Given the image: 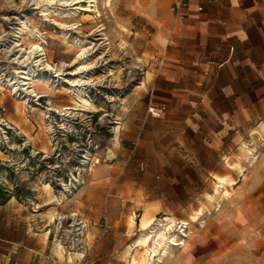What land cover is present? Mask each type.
Here are the masks:
<instances>
[{"label": "crops", "instance_id": "obj_1", "mask_svg": "<svg viewBox=\"0 0 264 264\" xmlns=\"http://www.w3.org/2000/svg\"><path fill=\"white\" fill-rule=\"evenodd\" d=\"M174 2L128 4L131 15L151 26L147 50L157 57L147 87L126 110L122 148L128 155L119 163L120 173L111 179V168L104 164L98 181L102 188H120L124 199L129 191L141 192L155 215H169L185 196L191 199L186 188L194 180H216L214 174L228 167L236 171L223 159L239 151L254 124L264 123V0H188L181 17L171 9ZM153 110L158 114L152 115ZM256 128L261 130L258 125L251 135ZM253 151L246 158L253 156L252 162ZM96 199L83 187L56 204L86 224V238L76 249L82 256L71 261L61 259L56 243L46 236L42 203L31 207L15 195L0 202V264H125L121 252L135 235L114 222L102 233L97 224L104 204ZM50 234L56 240L63 235L52 226Z\"/></svg>", "mask_w": 264, "mask_h": 264}, {"label": "rangeland", "instance_id": "obj_2", "mask_svg": "<svg viewBox=\"0 0 264 264\" xmlns=\"http://www.w3.org/2000/svg\"><path fill=\"white\" fill-rule=\"evenodd\" d=\"M132 1L135 3L136 0H98L101 11L99 17L94 13H91L93 17H82V12L78 11L73 17L50 15L45 19L39 9L34 8L35 4H31L33 0H0V87H5L2 90L5 92V100L0 104V118L6 122H21L19 128L33 137L28 142L13 124H0L6 131L0 135V202L15 195L27 201L31 207L42 203L43 209H54L59 214H65L56 208L55 202L46 204L49 193L44 185L49 184L52 192L62 199L76 195L84 187L91 191L92 196L99 198L96 200L103 202L102 216H106L110 224L114 222L116 227L126 226L127 217L133 213L138 220L144 207L151 206L143 202L141 192L129 191L124 199L120 188H102L98 182L103 178L104 164L111 168V179L120 173L119 163L122 164L128 155L127 149L122 148L128 121L125 118L127 111L124 110L147 87L154 58L157 57L155 52L147 50L151 26L145 24L142 18L129 13L128 4ZM51 6L55 7V4ZM18 14L26 16L28 25L36 27L44 36V49L50 63L53 66L63 63L59 79L55 76L52 82L49 81L55 86V93L50 97H41L39 101H34L36 96L34 99L30 95L25 105L20 104V108L25 110L24 114H20V110L14 107L16 102H21L19 96L13 93L10 86L3 84V79L16 74L13 55L6 48L12 37L11 26L17 24L18 19L14 16ZM6 15L9 20L4 19ZM53 19L78 25L77 28L62 26ZM73 37L90 42L92 68L89 73L95 79L94 83L84 86V91L94 103L105 109L103 112L82 111L72 116H61L53 110L71 104L72 96L64 87L72 80L68 73L73 71V59L77 54V48L71 45ZM134 59L135 63L132 62ZM118 65L121 69L117 74L115 69L119 68ZM38 71L54 75L53 71ZM145 71L150 74L145 85H142L140 81ZM47 107L51 110H45ZM39 112L47 113L43 120L45 124H51L52 129L45 130L41 126L43 124ZM24 115L31 122L24 123ZM62 119L66 121L65 125ZM116 120L121 125L118 133ZM261 121L254 124L241 140V143L244 141L253 147V155L256 157L254 162L248 159L242 161L247 169H244L245 176L225 167L227 170L223 174L229 172L235 178L232 184L233 195L229 199L221 200L219 205L206 199L205 193L211 192L213 179L210 176L202 182L194 180L192 188H186L190 190L191 199L185 196L183 202L177 204L180 207L169 215L177 220L188 221V215L196 208L203 206L204 210L198 221L191 222L188 229L184 226L186 236L183 237L186 240L170 249V261L166 264H264V138L260 133L251 136V129L260 125ZM42 145L47 146V153L38 152ZM108 149L113 150L116 158H107ZM85 154L88 160L84 158ZM227 156H230L231 162L233 154ZM75 167L81 170L82 181L69 190L63 189V182L70 183V179L78 176ZM92 179L97 180L92 182ZM88 184L90 187H87ZM79 196H83V193ZM151 215L161 219L168 214L155 215L151 212ZM68 222L65 220L60 228V224L57 225L55 221L49 224L46 233L53 242L62 241L67 251L69 249L65 245L68 240L64 235L65 230L62 232L61 229L67 228ZM51 226L53 231L57 228L63 233L58 236V240L55 234L49 235ZM133 233L136 236L137 230L130 234ZM163 262L161 264H165Z\"/></svg>", "mask_w": 264, "mask_h": 264}, {"label": "bare ground", "instance_id": "obj_3", "mask_svg": "<svg viewBox=\"0 0 264 264\" xmlns=\"http://www.w3.org/2000/svg\"><path fill=\"white\" fill-rule=\"evenodd\" d=\"M31 4H35L34 8H38L40 15L45 16V19L50 15L57 16L59 18L73 17L78 11L82 12V17H93V14L91 13H94V15L98 17L101 16L98 0H33ZM51 4H55V7L51 6ZM14 17L18 20L16 25L11 26L10 33L12 34V37L10 38L9 45L7 46L6 50L11 52L13 55L12 59L16 63L13 68L16 74L9 76L7 79H3V81L4 84L10 86L13 90V93H15L21 99V102H16L14 107L17 111L20 110V114H24L25 110L24 108H20V104L25 105L30 95L34 97L36 96V100H38L44 96L50 97L51 94L55 93V91H53L55 90V86L50 84L49 81L52 82L53 77L55 76H57V79H59V76L62 75L61 71L63 70V63L60 62L59 64H55V66H53L50 63L44 49L45 41L42 33L36 27H30V25H28V20L25 18L26 16L18 14V16ZM4 19H8L7 15ZM54 21L62 26H71L72 28H77L78 25L75 23L67 24L65 22H58L56 20ZM71 45L77 48V54L73 59V71L68 73L72 76V80L67 87H64L66 91L72 96L71 104L61 106L60 109L53 110L57 111L61 116H72L76 113H82V111L103 112L105 109L94 103L84 91V86L89 83H94L95 79V77H92L91 73H89V70L92 68L90 60L91 53H89V48H91L90 42L84 39L73 37ZM132 62L135 63V59L132 60ZM119 66L120 65H118V67ZM39 69L53 71L54 75L51 73L45 74L39 72ZM120 69V67L115 69V73L119 72ZM149 74V71H145V76L143 80L140 81L142 85L145 84ZM3 89H5L4 86L0 87V104H2L5 100V92L2 91ZM127 109L128 108L125 107L124 111ZM45 110L49 111L51 108L47 107ZM45 112L38 113V116L41 117L43 124L41 126L45 130L52 129L51 124H45L43 120V118H46L47 116V113ZM62 120L64 123L63 125H65L66 121L64 122V119ZM3 122L6 124H13L15 128L20 130L19 132L25 136L28 142L32 141L33 137L30 135V133L19 128L21 122H6L5 119L0 118V124H3ZM23 122L26 123L31 121L28 116L24 115ZM115 123L117 124L116 133H118L121 126L120 121L116 120ZM260 127L261 130L259 132L257 131V128V130L253 129L252 135L255 136L260 133V135L264 138V123H261ZM5 133L6 131L3 129V125H1L0 135ZM115 140L116 143L119 144L117 136H115ZM251 150L252 147L247 142H243L240 144L239 151L234 154L233 162L228 161L229 156H224L225 161L229 164L230 168H234L236 171L243 173L244 169H246V166L243 165L242 161L248 158L247 154ZM1 152L2 151L0 150V153ZM38 152L47 153V146L42 145ZM114 157L115 154L113 150L108 149L107 158L113 159ZM84 158L88 160L87 154H85ZM249 161L252 162V159ZM75 170L78 171V176H74L72 179H70V183L63 182V189L69 190V188H72L74 185L82 181L81 170L78 167H75ZM214 178L216 180L212 181L211 192L205 193V197L209 202H216L219 205L221 200H227L233 195L232 184L235 178L229 172L224 175H219L216 173L214 174ZM44 187L46 192L49 193L48 198H46V204L55 202L56 204L61 205L63 201L61 196L53 193L49 184L44 185ZM203 210V206L196 208L195 211L188 215V221L182 220L181 222L173 215H166L161 219L158 217H153L150 214L149 206L147 205L142 210L143 212L139 220L136 219V215L134 213L129 215L126 221L127 232L130 234L134 230H137V235L122 251L123 258H126V264L163 263L164 258H167L169 255H171L170 249L186 240L183 237L186 236V234L184 233L182 227L185 226L188 229V226L191 222L198 221L199 216L203 213ZM60 215L61 214L56 212L54 209H47L46 216L48 225L54 224ZM61 242L62 241L55 242L58 249L56 248L54 250L56 254L59 255V257H62L61 259L64 258L68 261H71L73 256H82L78 250L67 251Z\"/></svg>", "mask_w": 264, "mask_h": 264}, {"label": "built area", "instance_id": "obj_4", "mask_svg": "<svg viewBox=\"0 0 264 264\" xmlns=\"http://www.w3.org/2000/svg\"><path fill=\"white\" fill-rule=\"evenodd\" d=\"M187 1L188 0H176V2H174V4L171 7L172 11L175 12L177 16L181 17L183 14L180 12V9L187 6ZM39 100L40 98L38 100L35 99L34 101H39ZM162 108L164 107H161V109ZM151 114L157 115L158 110L151 111ZM69 215H71L70 218L67 216V214H61L57 218V220L60 222V228L63 221L65 220L69 221L67 224V228L61 229V231L63 232L65 230L64 235L66 237V240H68L65 247L69 250H76L78 246H81V244L84 242V239L86 238V224L82 221V219L78 218L73 212H70ZM110 226L111 224L108 218L106 216H102L101 220L98 223V228L101 230V232L104 233L107 229L110 228Z\"/></svg>", "mask_w": 264, "mask_h": 264}]
</instances>
